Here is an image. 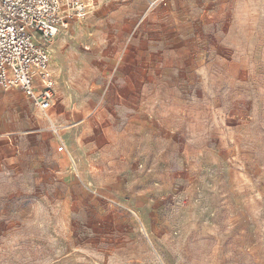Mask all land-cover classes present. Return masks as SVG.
Segmentation results:
<instances>
[{
	"label": "rangeland",
	"instance_id": "374dc122",
	"mask_svg": "<svg viewBox=\"0 0 264 264\" xmlns=\"http://www.w3.org/2000/svg\"><path fill=\"white\" fill-rule=\"evenodd\" d=\"M46 44L50 117L0 88V264H264V0H95Z\"/></svg>",
	"mask_w": 264,
	"mask_h": 264
},
{
	"label": "built area",
	"instance_id": "2783aa9c",
	"mask_svg": "<svg viewBox=\"0 0 264 264\" xmlns=\"http://www.w3.org/2000/svg\"><path fill=\"white\" fill-rule=\"evenodd\" d=\"M95 0H0V88L20 90L43 113L56 104V79L47 41L81 21ZM47 40V41H46ZM51 129L66 144L58 125Z\"/></svg>",
	"mask_w": 264,
	"mask_h": 264
},
{
	"label": "crops",
	"instance_id": "0c3cea01",
	"mask_svg": "<svg viewBox=\"0 0 264 264\" xmlns=\"http://www.w3.org/2000/svg\"><path fill=\"white\" fill-rule=\"evenodd\" d=\"M58 75H59V80H60V78H61V74L59 73ZM59 87H60L61 91H64V87H63L62 85H60ZM14 90H17V91L21 92V91L18 90V89H14ZM14 90H13V91H14ZM120 101H121V100H120ZM121 103H122V101H121ZM52 109H53V108H52ZM52 109H51V110H52ZM39 110H40V109H39ZM51 110H50V111H51ZM50 111H49V112H50ZM41 112H42V111H41ZM42 113H43V112H42ZM44 114H45V113H44ZM50 114H51V112L48 113V114L46 113L45 115H47V116L50 117ZM50 119H51V118H50ZM52 121L55 123V121H54L53 119H52ZM50 123H51V122H50ZM55 124H56V123H55ZM50 125H51V124H50ZM56 125H57V124H56ZM7 136H9V138H8V141L5 142V143H4V141H3V140L1 139V137H0V141H3V146H5L6 148H7L9 145H11V144L13 143V142H12V136H10L9 133H7ZM83 138H84V137H83ZM63 140H64V142H65V144H66L67 142H66V139H64V137H63Z\"/></svg>",
	"mask_w": 264,
	"mask_h": 264
},
{
	"label": "bare ground",
	"instance_id": "6f19581e",
	"mask_svg": "<svg viewBox=\"0 0 264 264\" xmlns=\"http://www.w3.org/2000/svg\"><path fill=\"white\" fill-rule=\"evenodd\" d=\"M51 49V48H50Z\"/></svg>",
	"mask_w": 264,
	"mask_h": 264
}]
</instances>
